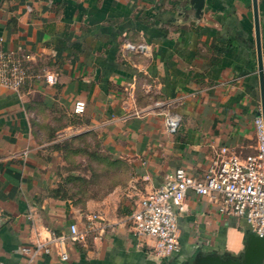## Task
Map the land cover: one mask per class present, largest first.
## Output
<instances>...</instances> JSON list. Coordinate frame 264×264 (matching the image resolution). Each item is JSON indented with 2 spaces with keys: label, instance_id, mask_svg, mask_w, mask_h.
Listing matches in <instances>:
<instances>
[{
  "label": "crops",
  "instance_id": "0c3cea01",
  "mask_svg": "<svg viewBox=\"0 0 264 264\" xmlns=\"http://www.w3.org/2000/svg\"><path fill=\"white\" fill-rule=\"evenodd\" d=\"M191 1L0 0L4 49L30 55L35 76H58L20 92L0 86V264L24 262L35 233L71 225L88 229L86 244L69 245L66 262L53 253L35 264H186L243 251L246 221L194 192L169 259L154 257L155 240L135 237L128 223L177 169L199 179L223 148L240 159L256 153L253 0H206L200 18ZM258 12L264 64V1ZM169 112L182 119L175 135L165 132ZM81 139L93 144L74 145ZM65 161L81 171L63 176Z\"/></svg>",
  "mask_w": 264,
  "mask_h": 264
},
{
  "label": "built area",
  "instance_id": "2783aa9c",
  "mask_svg": "<svg viewBox=\"0 0 264 264\" xmlns=\"http://www.w3.org/2000/svg\"><path fill=\"white\" fill-rule=\"evenodd\" d=\"M264 1V0H261ZM33 59L30 55H17L4 49L0 36V86L20 92L33 79H42L47 85L58 83L54 73L35 76L32 72ZM86 103L78 101L74 113L84 114ZM179 115H164L165 132L175 135L181 126ZM257 140L256 153L240 159L230 154L227 148L212 160L211 166L202 178L189 176L183 168L177 169L169 182L146 195L128 217L130 231L135 237H150L155 240L151 254L159 260H166L180 251L178 218L185 209L187 196L194 192L198 196L213 200L218 211L232 218L246 221L253 234L264 237V118L256 116L254 121ZM96 221V216L88 218ZM88 229L71 225L69 232L42 238L35 233L32 245L22 248L25 261L20 264H35L43 255L55 253L62 262L69 260V245H84Z\"/></svg>",
  "mask_w": 264,
  "mask_h": 264
},
{
  "label": "water",
  "instance_id": "95a60500",
  "mask_svg": "<svg viewBox=\"0 0 264 264\" xmlns=\"http://www.w3.org/2000/svg\"><path fill=\"white\" fill-rule=\"evenodd\" d=\"M206 0H192L193 15L200 18L205 6ZM253 9L255 15V31H256V46L258 54V66L261 84V101L264 118V64L262 58L261 39H260V23L258 12V0H253ZM7 223V220L0 217V229ZM186 264H264V237L257 236L247 230L243 251L233 256L229 253H199L195 255Z\"/></svg>",
  "mask_w": 264,
  "mask_h": 264
},
{
  "label": "rangeland",
  "instance_id": "374dc122",
  "mask_svg": "<svg viewBox=\"0 0 264 264\" xmlns=\"http://www.w3.org/2000/svg\"><path fill=\"white\" fill-rule=\"evenodd\" d=\"M70 142H71V141H67L66 144H67V145H71ZM92 144H93V141L90 142L89 140L86 141V140H84V139H81V140L75 142L74 145H92ZM95 145H97V141L95 142ZM69 156L72 157L71 154H70ZM67 160H68V159H67ZM68 161H69V160H68ZM72 171L75 172V171H81V170H79L77 166H73V165L67 164V162L65 161V164L61 167V174H62L63 176H65V175H67V174H70V175H72V174L76 175V174H77L76 172L73 173Z\"/></svg>",
  "mask_w": 264,
  "mask_h": 264
}]
</instances>
